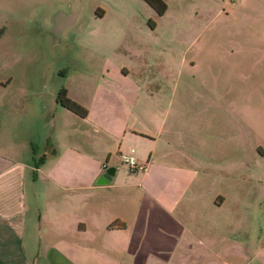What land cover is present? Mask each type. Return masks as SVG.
<instances>
[{
  "label": "rangeland",
  "instance_id": "rangeland-1",
  "mask_svg": "<svg viewBox=\"0 0 264 264\" xmlns=\"http://www.w3.org/2000/svg\"><path fill=\"white\" fill-rule=\"evenodd\" d=\"M163 2L158 14L146 0H0V142L33 163L46 147L49 173L59 151L48 148L67 112L56 102L61 89L83 106L100 82L140 98L153 92V133L170 127L176 147L184 142L196 158L201 193L225 199L197 213L206 246L187 256L264 264V0ZM103 40L104 49L93 45ZM107 57L117 71L105 73ZM27 190L35 212L54 195L42 171L28 173ZM187 241L195 242L186 233Z\"/></svg>",
  "mask_w": 264,
  "mask_h": 264
},
{
  "label": "crops",
  "instance_id": "crops-1",
  "mask_svg": "<svg viewBox=\"0 0 264 264\" xmlns=\"http://www.w3.org/2000/svg\"><path fill=\"white\" fill-rule=\"evenodd\" d=\"M105 44L93 42L103 49ZM105 62V73L120 68L109 57ZM153 96L140 98L121 83H98L82 105L85 117L67 109L57 122L61 134L48 149H58L59 155L47 166L55 174L44 172V160L35 165L15 158L8 142H0V264H199L206 259L186 252L206 246L205 236L195 230L202 219L197 213L204 205L219 208L225 199L201 193L204 179L196 158L184 142L176 147L170 127L164 136L153 133ZM28 145L31 153L38 147L30 140ZM47 152L44 147L41 156ZM125 156L145 164V170L131 171L121 163ZM109 167L115 168L111 179L99 182ZM30 171H42L54 191L34 206L36 212L27 190ZM113 222L117 227L109 229ZM186 233L195 242H184Z\"/></svg>",
  "mask_w": 264,
  "mask_h": 264
},
{
  "label": "trees",
  "instance_id": "trees-1",
  "mask_svg": "<svg viewBox=\"0 0 264 264\" xmlns=\"http://www.w3.org/2000/svg\"><path fill=\"white\" fill-rule=\"evenodd\" d=\"M146 2L152 6L153 8H155V10L157 11L158 14H163L166 10V4L163 2V0H146ZM56 101L63 106L64 108L68 109L69 111L73 112L74 114L80 116V117H85L87 115V109L85 107H83L82 105H80L78 102L70 99L67 96L66 90L63 88L61 89L56 97ZM32 153H36L35 149L33 148ZM40 161L42 162L43 160V156H40ZM38 160L34 161L35 165H38ZM117 223L113 222L111 223L108 228L109 229H113L115 227H117ZM119 227V226H118Z\"/></svg>",
  "mask_w": 264,
  "mask_h": 264
},
{
  "label": "built area",
  "instance_id": "built-area-1",
  "mask_svg": "<svg viewBox=\"0 0 264 264\" xmlns=\"http://www.w3.org/2000/svg\"><path fill=\"white\" fill-rule=\"evenodd\" d=\"M124 161L131 171H143L146 168L145 164L138 163L133 156H125Z\"/></svg>",
  "mask_w": 264,
  "mask_h": 264
},
{
  "label": "water",
  "instance_id": "water-1",
  "mask_svg": "<svg viewBox=\"0 0 264 264\" xmlns=\"http://www.w3.org/2000/svg\"><path fill=\"white\" fill-rule=\"evenodd\" d=\"M114 171H115V168L114 167H109V168H107L100 176H99V178H98V181L99 182H106V181H108V180H110L111 179V176L113 175V173H114Z\"/></svg>",
  "mask_w": 264,
  "mask_h": 264
}]
</instances>
